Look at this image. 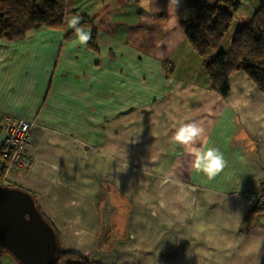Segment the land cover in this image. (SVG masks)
I'll use <instances>...</instances> for the list:
<instances>
[{
	"label": "crops",
	"instance_id": "0c3cea01",
	"mask_svg": "<svg viewBox=\"0 0 264 264\" xmlns=\"http://www.w3.org/2000/svg\"><path fill=\"white\" fill-rule=\"evenodd\" d=\"M75 1L73 16L95 18ZM119 1L118 24L93 20L96 49L65 38L69 24L0 38V122L34 123L29 169L5 178L34 192L64 249L90 261L264 264V210L240 196L264 188V94L241 71L226 98L209 88L182 39L181 5ZM238 1L248 20L258 0ZM190 122L205 129L198 146L223 153L214 178L172 140ZM181 244L179 256L160 257Z\"/></svg>",
	"mask_w": 264,
	"mask_h": 264
},
{
	"label": "trees",
	"instance_id": "16d2710c",
	"mask_svg": "<svg viewBox=\"0 0 264 264\" xmlns=\"http://www.w3.org/2000/svg\"><path fill=\"white\" fill-rule=\"evenodd\" d=\"M183 1L193 14L180 18V25L192 51L202 60L209 88L226 98L230 92V75L241 71L264 94V0H258L254 13L246 23L235 29L226 49H222L220 45L231 21L241 9V3L238 0ZM66 6V0H0V38L22 39L28 31L40 27L62 29L68 13ZM93 20L83 17L79 26L90 27L91 39L88 46L96 49V28ZM74 34L72 28L66 33L65 38ZM6 165L7 160L1 147L0 186L17 187L28 191L40 209L34 192L5 178ZM254 206L263 210L260 206ZM46 220L50 223L47 218ZM55 232L58 240V257L55 264L63 261L65 264H101L64 249L56 230ZM187 247V244H181L174 250L162 253L160 257L163 260H171L182 254ZM4 251L0 248V257Z\"/></svg>",
	"mask_w": 264,
	"mask_h": 264
},
{
	"label": "water",
	"instance_id": "95a60500",
	"mask_svg": "<svg viewBox=\"0 0 264 264\" xmlns=\"http://www.w3.org/2000/svg\"><path fill=\"white\" fill-rule=\"evenodd\" d=\"M0 248L19 264H55L58 240L53 226L21 188L0 186Z\"/></svg>",
	"mask_w": 264,
	"mask_h": 264
},
{
	"label": "clouds",
	"instance_id": "9594fccd",
	"mask_svg": "<svg viewBox=\"0 0 264 264\" xmlns=\"http://www.w3.org/2000/svg\"><path fill=\"white\" fill-rule=\"evenodd\" d=\"M149 0H144L142 6H145ZM182 0H169L176 9H179ZM81 17L72 16L68 21L69 26L74 29L78 42L81 45L87 44L91 39L89 31L79 26ZM205 129L196 122L183 123L179 125L173 136L174 143L186 147L192 157L191 167L196 172H201L209 178L217 176L225 167L226 161L223 153L216 147L198 146L201 138L204 136Z\"/></svg>",
	"mask_w": 264,
	"mask_h": 264
},
{
	"label": "built area",
	"instance_id": "2783aa9c",
	"mask_svg": "<svg viewBox=\"0 0 264 264\" xmlns=\"http://www.w3.org/2000/svg\"><path fill=\"white\" fill-rule=\"evenodd\" d=\"M33 122L21 117H7L0 122L2 133L1 147L6 157V171L11 167L28 170L31 163V128ZM240 196L254 205L264 206V188L261 185L250 186L240 191Z\"/></svg>",
	"mask_w": 264,
	"mask_h": 264
},
{
	"label": "rangeland",
	"instance_id": "374dc122",
	"mask_svg": "<svg viewBox=\"0 0 264 264\" xmlns=\"http://www.w3.org/2000/svg\"><path fill=\"white\" fill-rule=\"evenodd\" d=\"M77 1H85L86 3L89 4L90 9L87 12H89V14H91V12H93L90 17H93V16L95 17L94 22L98 27L102 26V25H106V23H108V22H114V23L118 24V21H120L123 17H126V14H121V12H120V8L122 7L123 4H121V1H119V0H77ZM66 2H67V6L69 7V13H67V15H66L65 24H69L68 21L73 16V14L70 12L73 11L72 8H74V4L76 3V1L73 3V0H66ZM143 2H144V0H140L139 4H143ZM126 3H131V2H126ZM133 3H135V2H133ZM133 5H135V4H133ZM85 8H86V6H84V9H82V10H86ZM76 10L80 11V9L77 7H76ZM125 10H129V8L124 7L123 11H125ZM244 10L246 11L245 7L244 6H243V8L241 7V9L236 13L233 20L231 21L230 26L228 28V31L224 35V38H223L222 43L220 45V47L222 49L228 48L230 39L233 36L235 29L239 25L246 23L247 16L244 13ZM177 12L178 11L176 9V13ZM135 13H137V12H135ZM179 14H180V18L189 17L193 14V11L188 10V8L185 5V2L183 0L181 2ZM129 23H131L130 26L138 27V25H135L136 23L134 20H133V22L130 21ZM120 28H123V27L121 26ZM182 39H185L183 34H182ZM188 45H189V43L187 44V46ZM260 207L263 208V210H264V206H260ZM0 264H19V263L9 252L4 251V253L0 257ZM60 264H65V262L63 261Z\"/></svg>",
	"mask_w": 264,
	"mask_h": 264
}]
</instances>
